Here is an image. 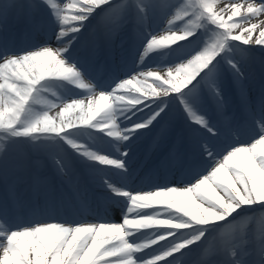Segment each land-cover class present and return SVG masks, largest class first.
Listing matches in <instances>:
<instances>
[{
  "label": "bare ground",
  "instance_id": "1",
  "mask_svg": "<svg viewBox=\"0 0 264 264\" xmlns=\"http://www.w3.org/2000/svg\"><path fill=\"white\" fill-rule=\"evenodd\" d=\"M227 1L229 3H226ZM51 2L50 0H0V35H3V39L9 44L14 45L7 59L0 55V131H3L4 134L12 133V137L15 138L32 139L35 137L33 133L18 134L14 132H17L19 128L26 127L36 118H39L37 122L39 126L61 130L60 133L54 131L49 135V137L59 140L57 146L50 142L40 147L33 146V149L38 153L37 161L18 157L11 165H2L0 162V199H5L6 193L3 187H6L9 194L16 198L19 196L20 188L29 185L32 192L30 198L35 200L37 207L40 208L41 202L38 199L42 198L45 192L71 190L68 180L78 181L80 186L86 190L90 181L78 177L86 175L84 170L87 169L95 170L109 181H98L100 188L108 192L117 191L114 186L109 184L113 180H115L114 182L118 180L113 168L116 165L115 160L105 157V159L94 158L97 153L106 152L107 155L119 157L121 161L128 163L134 161L135 158L133 153H127L126 150L134 146L139 139L147 136L146 134L149 132L152 134L151 144L154 146L167 138L169 141L179 138L178 131H169L159 125L151 130H146L135 140L126 142L123 147L115 151L108 148L103 140L104 134L101 132L110 131L108 134L117 138L116 123L106 125L109 118H112L113 121L119 119V125L126 138L136 135L138 124L133 128L129 127L128 120H125L122 114H118V111L114 115L108 114L105 118L101 117L100 113L106 107L108 99L118 95L116 92L110 91L114 85H102L101 92L94 88L84 90L69 88L67 82L69 79L82 81V77H85L77 70L79 66L85 67V61L76 56L81 51L85 52L87 57H89L88 55H97L98 51H106L113 56V63L116 64L121 52L122 54L126 53L127 47L130 48L131 55H134L132 58L134 63L131 69L127 68V72L130 75H137L136 79L143 75L150 77V74L147 73L155 72L152 70L154 68L157 71L164 69L166 75L171 79V87L180 89L177 96L185 98L184 103L181 104L184 114L195 116L197 124L194 128L199 133L202 132L203 126L218 129L216 126L218 122L213 118L216 114L215 108H218L226 119L234 120L237 112L232 109L231 101H236L243 108L245 106L244 109L248 114L262 116L258 109L249 111V108L255 103L264 104L262 69L257 70L259 74L252 70L243 71L240 69L239 76H231L223 69L208 74L205 69L200 71V63L208 57V53L219 47L220 38L222 39L223 36L215 40V46L211 45L210 41L214 36L208 28L211 24L216 26L219 22L224 24V27L228 26L248 42L242 46L251 44L255 53H261L264 56V50L261 49L264 48V0H136L131 3L127 0H55V3L52 4ZM72 4H77L80 8H74ZM121 4L123 7H129V14L117 11L110 17L115 23L108 30H101L98 21L102 17V12L108 6L117 8ZM158 9H161L162 13L160 18L155 17L154 13ZM183 11L185 14L181 15L180 13ZM201 13L202 16L199 17L198 15ZM70 14H76L78 17L68 20ZM95 16L98 21H92ZM206 20H209L210 23L205 27ZM79 25L88 27L78 28L73 33L67 32L69 35H76L77 39L80 37V41L71 47L74 53L69 50L65 51L63 46L69 35L60 38H54V35L58 33L59 29ZM173 29L193 31L196 34L185 41L177 39L176 34L172 32ZM30 32L39 33L43 37V41L29 46ZM135 35H138L137 38ZM131 37H135L132 44ZM3 39L0 38L1 43L4 42ZM225 40L230 41V38L225 37L222 42ZM236 44L239 45L240 41H237ZM236 50L235 47L234 51L236 52ZM143 52L146 53L141 56ZM197 53L201 55L198 57ZM197 71L201 73V76L193 78ZM63 73L65 76H60ZM87 74L93 75L88 68ZM157 74L155 72V75H151V77L158 79ZM130 75H124V77L120 75L110 85L115 84L114 88L121 87L126 83L125 77ZM201 77L206 79L207 83L212 84V87L204 86ZM120 79L123 80L121 84H116ZM185 82L193 84L185 85ZM46 84L49 85V88L44 91L42 86ZM173 96L171 92L165 99L154 100L156 105H159ZM196 99L199 101V106L188 105L191 100ZM17 106L24 107L22 117L25 116V120L17 115ZM197 114H205L207 120L201 122L199 116H196ZM8 118H13L15 125L5 129L2 124L6 123ZM186 124L191 125V122L184 119L183 127H186ZM91 128L94 130L91 131ZM83 131L91 133V136L100 141L101 145L90 148L85 144H73L72 147H69L68 142L80 140L82 136L79 133ZM200 134L203 135V133ZM263 136L264 128L249 139L242 138L235 145H244L245 148L235 149L229 155H225L226 151L230 149L229 147L217 150L215 155L207 159L200 172L208 171L211 168L215 171H222L232 163L249 160L257 151L256 144H250L259 138L258 145L264 148ZM206 146L207 148L211 147L208 144ZM42 148L47 150L50 155L42 153ZM141 150L148 157V151L144 150V147H141ZM67 157H72L82 172L72 173L70 165L67 163ZM42 163L53 168L50 180L42 179L37 175L36 170L42 166ZM37 165L40 167L36 168ZM183 181L184 179L180 177L168 178L163 181H154L140 188L135 187V189L143 191V198L146 200L173 203L178 206L180 205L178 198L185 191L182 187ZM255 188L254 186L240 187L237 193H222L219 202L215 204L199 200L195 205L185 208L183 213L172 210L164 214L165 212L155 210L151 214H158V217L149 229L141 230L139 233H132L130 231L132 225L124 223V218L141 215L145 213L144 208L136 203L131 195L121 194L120 198H117L124 203V208L122 207L120 215L114 216V220L108 218L105 220L101 219L98 214L86 215L81 212L77 216L61 215L53 221H44L43 227L47 228L49 235L46 237L43 234L41 239H36L29 247L25 253L27 263L49 264L54 259L58 261L62 259L63 264H140L139 261L143 255L135 246L141 239L145 238L147 248L151 246L146 253L172 247L181 239L188 237L189 232L182 230L181 227L189 224L187 222L191 217L206 220V217L214 216L221 207L236 205L239 199L252 193L253 189L256 190ZM28 203L29 201L26 200L20 201L22 208H26ZM0 208V217L2 218L0 219V264H16L15 245L8 233L13 229L30 224L32 220L13 223L9 219L12 205L6 203ZM28 210H31V207ZM261 216L264 221V215ZM237 221L235 218L229 226L228 223L218 225L216 230L198 248L191 249L192 252L199 250L202 251L201 254L212 253L210 258L212 264H226L225 261L240 263L244 262L242 259L246 255L255 253L264 255V224L252 219L250 223L246 222L240 226ZM118 224L121 225L118 226ZM37 231L40 232L38 228ZM221 233L226 239V245L224 243L217 245L215 242L209 245V242ZM230 233L231 235H229ZM252 235L255 248L243 251L246 252L244 254H226V248L240 247L246 240L250 242L249 238ZM67 238L72 245H62V242ZM215 244V248L212 249ZM138 245L142 248L143 242ZM43 247L42 252L40 249ZM219 251L223 255L225 254V258L222 253L220 255ZM184 254L175 258L181 260L184 258ZM199 258H201L200 255Z\"/></svg>",
  "mask_w": 264,
  "mask_h": 264
},
{
  "label": "rangeland",
  "instance_id": "2",
  "mask_svg": "<svg viewBox=\"0 0 264 264\" xmlns=\"http://www.w3.org/2000/svg\"><path fill=\"white\" fill-rule=\"evenodd\" d=\"M135 2L136 0H127V2L131 3ZM226 3H229L227 1ZM72 7L74 8H80L77 4H72ZM130 12V9L127 10V13ZM155 17L160 18L162 16L161 9H158L157 11H154ZM181 15H184L185 12H181ZM199 17L202 16V13L198 15ZM75 14H70V16L67 18L68 20L76 19ZM107 17L106 13L103 14L102 18L103 21ZM209 20H206L204 22L205 27L209 25ZM225 25L222 23H218L216 26L214 24H211L209 30L211 31L212 35L214 36L213 40L210 41V44L215 46V40L217 38H220V36H223L222 39L225 37H229L230 41H223L220 38L221 42H219V47L217 49H214V51L208 53L207 59L201 61L200 63V71L202 72L204 70V66L207 63V60H214V62L211 64L210 70L206 71L208 74L214 73L216 70H226V73H228L231 76H239L240 69H254L253 71L256 73L257 70H255V66L253 63H258V65L264 66V57H258L255 56L256 54L259 55L260 53H255V50H252V46H242L240 43L239 45L236 44L237 41H243L242 37H239L237 33L232 31L231 29L227 27L223 28ZM223 28V29H222ZM185 31V30H183ZM191 36L195 35L196 32L190 31L189 33ZM234 39V40H233ZM236 41V42H235ZM238 46V47H237ZM237 48L236 52L234 51V48ZM264 50V48H261ZM259 50V49H258ZM198 57L199 53H197ZM258 59H257V58ZM229 60V61H228ZM256 63V64H257ZM153 71L157 72L156 75L158 79H153L151 75H155V72H151L150 77L149 76H141L138 79H135L131 81V85L124 86V89H131L135 90L137 93L132 94L129 92H122L118 93L121 96V102L117 100L116 98H109L106 104V107L104 110L100 113L101 117H106L108 114H115V112L118 111V114H122L123 118L125 120H128L127 123L129 127H135L138 124L136 135H133L130 139L133 140L135 137H137L138 134L142 133L146 129L152 128L153 126L162 124L167 130L171 127H176V129H183L182 121L184 119L189 120L192 118V115H184L183 109L181 108V104L184 103L185 98H181L177 95L178 91H180L179 88H173L170 85V78L166 75L164 72V69L156 70L155 68L152 69ZM201 76V73L198 71L194 73L193 78H198ZM201 80L206 87H212V84L207 83L206 79L201 77ZM157 82V83H156ZM143 84V85H142ZM166 85L169 90L166 92H162L158 98L164 97L165 94L169 92L174 93V97L172 99L166 100L163 104H159L155 107H153L151 110L145 112L144 114H141V112L144 110V108H148L153 102V99L157 98H150L154 96H158L157 90L158 85ZM185 85H192L190 82H185ZM142 86L141 89H135L139 86ZM44 87L49 88V85H44ZM150 92L154 95H150ZM223 94V93H222ZM220 96H222L220 94ZM144 97V98H143ZM120 99V98H118ZM165 99V98H162ZM199 101L191 100L188 105L189 106H199ZM118 104V105H117ZM117 105V106H116ZM116 106V107H115ZM19 107V108H18ZM23 106H17L18 112L17 115L19 117L23 116ZM98 114V112H97ZM141 114V115H140ZM31 116V115H30ZM29 116V117H30ZM24 120L26 119L25 116L22 117ZM108 118V117H107ZM176 120V124H174V121ZM39 118L35 119V123H37ZM12 122H15L13 118H8V124H12ZM117 124L118 128V121L116 119L109 118L106 122L107 124ZM188 124H186L185 129L188 128ZM32 130H34V126L31 127ZM31 128H19L17 129L18 134L22 133H29ZM227 129H231L230 126H226ZM174 129V128H173ZM43 130V129H42ZM120 129L117 130L118 134H122ZM236 130V127H235ZM57 131V130H56ZM61 130H58L60 133ZM259 129L256 126H250L244 135H246L247 138L253 137L255 134H257ZM10 132V131H8ZM216 133L209 132L206 134V136L200 135L199 132L194 130V135L199 137L200 140L195 139L192 142L189 139L188 146L191 148V152L199 156L197 154L204 153L203 159H207L210 157L211 154L214 155L213 151L225 149L227 147H231L236 141H238L237 134L229 133V139L225 134L221 133V130L215 129ZM31 133V132H30ZM35 137L28 140H23L19 138L12 137V133H3V131H0V162L2 165H11L13 161L18 157H23L29 160H35L37 161L38 153L33 149V146H43L45 143L50 142L51 144H54L55 146L58 145L59 140L50 138L49 135L51 133H45L41 130L39 132H32ZM83 135L84 132L80 133V135ZM213 134L214 136L219 137L220 134L224 136V139L214 142L213 146L208 148L206 150V146H201L202 142H206L209 140V135ZM190 136V135H189ZM264 137V136H263ZM62 138L65 139L64 136ZM226 139V140H225ZM256 138L250 145L256 144V153L254 156H252L249 160L236 162L230 164V166L227 169H224L222 171H215L213 168H211L207 172H203L200 174V176L194 177L192 181H189L188 184L184 185V193L181 195L178 200L180 202V205L175 206L173 203H167L169 204L173 209H181L184 211L185 208L191 207L192 205H195L197 201L202 200L207 203L215 204L219 202V197L222 193H237L241 188H249V187H256L253 192L250 193L247 196H244L243 198L239 199L236 202V205L230 206V207H221L218 212L212 217H206L205 222H211L213 225L206 226L205 228H199L195 231H191L187 234V238L183 239L177 245L175 246V250L181 251V249L186 248L187 246L191 245L192 243H196L197 245H200L203 241H205L208 236L213 233L216 230V227L218 225H221L223 223H228V226L232 223L230 215L237 217V222L240 226H242L244 223L252 221V219H255L256 216L264 215V148H261L260 145H258V142H260V139ZM66 140V139H65ZM225 140V141H224ZM210 141V140H209ZM211 142V141H210ZM181 146L186 149V141L184 134L181 133V140H180ZM232 144V145H231ZM71 145V144H70ZM235 145V144H234ZM233 145V146H234ZM244 149V145H236L235 147H232L231 149L227 150L225 155L231 154L235 149ZM42 153L50 155V153L43 149L41 150ZM26 153V154H24ZM26 156V157H25ZM67 163L69 164V158L67 157ZM37 164L40 165V163L37 162ZM39 165L36 166L40 167ZM50 165H45L42 163V166L38 168L36 171L40 173L41 177L44 178L45 176H50L49 173H44L49 169ZM44 176V177H43ZM3 182V181H2ZM143 192H138L135 199L136 203L143 206L149 213H151V209L156 208V211L159 212H165L164 214H167L169 211H172L171 207H161L163 204L161 202H152L149 200H143L140 201L138 199H141V196L143 195ZM62 203V202H61ZM80 205V203H78ZM151 204H156L155 207L149 208ZM71 205H73L71 203ZM160 205V206H159ZM81 206V205H80ZM62 210V205L59 206ZM151 210V211H150ZM259 210H262L263 214H260L261 212H258ZM57 212V210H56ZM251 213L250 215H248ZM58 215H63V211L57 212ZM55 216L52 214H48L46 211L42 214L44 217ZM160 216V215H159ZM158 217V214H145L142 216H136L133 218H125L124 223H131L134 227L132 229V232H137L139 230L143 229H149V227L152 225L153 221ZM261 218H263L261 216ZM146 219V220H144ZM209 219V220H208ZM131 220V222L129 221ZM264 221L261 220V224ZM121 224H118L120 226ZM26 227V226H25ZM40 226L38 224H32L27 229H19L14 230L12 232L8 233L9 238L12 239L15 250H16V264H28L27 259L25 256V253L29 249V247L33 244V242L42 237L44 234L46 237L49 235L48 230L46 227ZM37 228L40 230L37 231ZM228 228V227H227ZM227 231V229H226ZM223 232V231H222ZM231 235V233L229 234ZM233 235V234H232ZM89 237V236H87ZM86 237V238H87ZM191 239L193 241L191 242ZM217 243L221 244L223 242V236L217 235L216 239L214 240ZM213 241V242H214ZM211 244V242H210ZM209 244V245H210ZM225 244V242H224ZM62 245L70 246L72 245L71 241L69 239H65L62 242ZM61 246V245H60ZM43 249H40V251L43 252ZM178 251V252H180ZM63 260H52L49 264H63Z\"/></svg>",
  "mask_w": 264,
  "mask_h": 264
}]
</instances>
